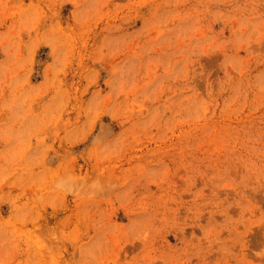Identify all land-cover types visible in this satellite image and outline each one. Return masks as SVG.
<instances>
[{"label":"rangeland","instance_id":"374dc122","mask_svg":"<svg viewBox=\"0 0 264 264\" xmlns=\"http://www.w3.org/2000/svg\"><path fill=\"white\" fill-rule=\"evenodd\" d=\"M0 264H264V0H0Z\"/></svg>","mask_w":264,"mask_h":264}]
</instances>
